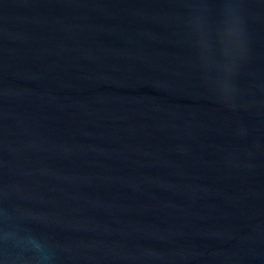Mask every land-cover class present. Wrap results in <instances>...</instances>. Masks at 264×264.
Wrapping results in <instances>:
<instances>
[{"label":"water","instance_id":"1","mask_svg":"<svg viewBox=\"0 0 264 264\" xmlns=\"http://www.w3.org/2000/svg\"><path fill=\"white\" fill-rule=\"evenodd\" d=\"M0 264H264V0H0Z\"/></svg>","mask_w":264,"mask_h":264}]
</instances>
